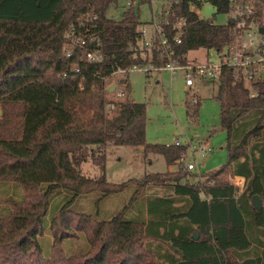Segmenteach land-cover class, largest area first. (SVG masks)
Masks as SVG:
<instances>
[{
  "label": "trees",
  "instance_id": "16d2710c",
  "mask_svg": "<svg viewBox=\"0 0 264 264\" xmlns=\"http://www.w3.org/2000/svg\"><path fill=\"white\" fill-rule=\"evenodd\" d=\"M118 1L0 0V183H9L0 185L7 193L0 197V264H264V81L246 86L229 69L220 70L215 99L226 160L203 173L201 183L183 181L188 174L179 161L186 147L146 143L145 105L130 98L125 78L118 79L122 98L112 101L106 92L116 69L164 64L155 41L148 51L139 48L138 28L145 23L130 0L119 19L105 16ZM192 1L170 6L171 21H185L179 43L171 44L181 65L188 51L219 52L231 42L227 24L198 19L188 9ZM210 3L225 13L226 0ZM254 7L261 16L263 6ZM70 27L95 36L101 63L78 60L77 50L64 56L62 35ZM163 30L170 39V27ZM197 105L185 102L186 113ZM108 146L160 155L182 172L107 182ZM87 159L98 176L81 175ZM232 176L243 179L240 192L227 180ZM130 185L133 206L107 220L70 210L77 198H103ZM150 187L167 189L183 205L143 193ZM253 196L261 201L259 211L250 204ZM42 237L48 239L46 257ZM77 237L82 248L67 255L63 244Z\"/></svg>",
  "mask_w": 264,
  "mask_h": 264
},
{
  "label": "rangeland",
  "instance_id": "374dc122",
  "mask_svg": "<svg viewBox=\"0 0 264 264\" xmlns=\"http://www.w3.org/2000/svg\"><path fill=\"white\" fill-rule=\"evenodd\" d=\"M130 1L132 8L138 13L139 21L148 24L153 16H158L164 5L171 0ZM125 8L126 0H119L115 6L108 7L105 16L117 20ZM188 8L198 19H208L216 25L227 23L226 15L217 13L210 0H193L189 3ZM144 27L149 34L148 26ZM262 38H264V34ZM217 60L218 57L213 50L197 49L187 53V62L190 63H215ZM181 75L180 72L170 75L165 71L144 72L136 68L119 77L126 79L130 98L136 103L145 105L146 143L172 145L174 139H178L179 144L186 147L181 164L184 166L190 162L197 163L195 171L200 174L189 172L195 176V182L201 183L203 180L201 173L217 169L226 160L225 132L218 128V103L215 99L217 81L195 79L193 88L187 89L183 85ZM109 83V86L114 85V81ZM193 100L195 101L193 102ZM185 102L190 104L197 102L198 105L196 108H192V112L186 113ZM203 142H207L209 149L204 157H200L196 151L192 153L189 149L190 144L192 150H195ZM177 169L166 172L167 166L162 156L157 154L143 156L139 148L108 146L105 149L104 176L110 183L140 179L148 172H158L153 174L160 175H165V173L180 175L182 171L179 173ZM79 171L81 175L89 178L99 175L98 168L91 164L90 159L80 165ZM185 171L188 170L185 169ZM227 180L229 181V177ZM0 185L8 187L9 183H0ZM134 190L135 187L130 185L119 194L103 198L98 193H91L77 198L71 204L70 210L73 213L91 216L98 221L107 220L124 207L133 206L132 203H129ZM143 193L165 195L169 191L165 188L150 187L143 189ZM5 194H7L6 191L0 189V197ZM142 203V196L135 200L136 206ZM260 239L264 241V237ZM39 242L42 255L46 257L49 250L48 239L42 237ZM80 248H82L81 240H76L75 243L70 241L62 246L67 255L71 254L72 250L77 252Z\"/></svg>",
  "mask_w": 264,
  "mask_h": 264
},
{
  "label": "built area",
  "instance_id": "2783aa9c",
  "mask_svg": "<svg viewBox=\"0 0 264 264\" xmlns=\"http://www.w3.org/2000/svg\"><path fill=\"white\" fill-rule=\"evenodd\" d=\"M177 0H171L164 5L159 15L152 18L150 23H145L138 28L139 38L138 46L140 49L149 50L153 47L154 41L158 44L164 59V64L159 67H155L150 63L143 66H133L127 71L116 69L111 73L110 78L107 79L105 84L106 92L111 93V100L117 101L122 98L124 92L122 91V85H119L118 79H122L119 76L126 74L129 70L138 68L144 72H157L165 71L170 75L175 72H180L182 75L183 85L187 89L193 86L195 79L203 80H217L221 69H229L235 80L241 81L244 85L250 86L258 82L264 81V38L260 34L258 29L264 22V3L259 0H226L225 15L227 17V29L230 37V44L227 45L219 52H215L218 60L215 63L200 64L197 62H187L181 65L174 54L171 44H178L185 21L182 18L171 21L172 13L170 12V6L172 3H176ZM255 3L263 6L261 16L255 14ZM129 5V1H126V6ZM92 19V18H91ZM89 19V20H91ZM145 25L150 29V33L147 34ZM80 26H84L81 23ZM163 26L170 27L173 31V35L170 39L165 35ZM64 40L62 46V52L66 58L71 57L73 52L77 50L78 60L85 61L87 63H101L102 54L98 49V41L95 36L80 34L79 31L75 32L73 27H70L64 31L62 35ZM77 72V69L75 70ZM114 81L112 90L108 91L109 82ZM113 91V92H112ZM250 96L255 95L253 88L249 89ZM195 100H193L194 102ZM112 108V104H106L104 109L109 110ZM173 146H179L178 139H174ZM190 148V147H189ZM196 151L200 157H204L209 152L207 142L199 144L195 150L191 149L193 153ZM182 160V158L180 159ZM184 168L188 171H195L196 167L193 163L184 165ZM197 172V171H195ZM243 179L240 177L232 176L229 178V183L240 192L243 187Z\"/></svg>",
  "mask_w": 264,
  "mask_h": 264
},
{
  "label": "crops",
  "instance_id": "0c3cea01",
  "mask_svg": "<svg viewBox=\"0 0 264 264\" xmlns=\"http://www.w3.org/2000/svg\"><path fill=\"white\" fill-rule=\"evenodd\" d=\"M189 9V8H188ZM188 53V52H187ZM187 53L185 54V59H186V61H187ZM195 82V81H194ZM194 84V83H193ZM191 88H193V86L191 87ZM191 88H189V89H191ZM176 139V138H175ZM189 149L191 150L192 149V145L190 144L189 145ZM140 149V148H139ZM183 159V158H182ZM181 161L182 160H180L179 161V163L181 164ZM178 163V164H179ZM190 163H193L194 165H195V167L197 166V163H195V162H190ZM188 164V163H187ZM182 165V164H181ZM185 165V164H184ZM183 166V165H182ZM184 167V166H183ZM176 168H178L177 167V164L175 165H170V166H167V170H166V172H171V171H174V169H176ZM197 168V167H196ZM189 171H187V174H188V176L186 177V179H185V181L187 182V183H189V184H191V183H196L195 182V180H196V178H195V176L193 175V173H198V171L197 172H195V171H191V172H193V173H191V172H189ZM153 173H158V172H148L147 174H153ZM198 174H200V173H198ZM201 174H203V173H201ZM146 175V174H145ZM168 198H171L172 200L174 199L175 201L173 202V204H172V206L173 207H180L181 205H183V202H182V200L180 199V198H177L176 196H174V195H172L170 192L169 193H167V194H165ZM146 196H148V195H145L144 194V198H146ZM152 196H154V197H163L164 195H158V194H152ZM200 198H204L202 195H200ZM78 238V240H81V238H79V237H77Z\"/></svg>",
  "mask_w": 264,
  "mask_h": 264
},
{
  "label": "water",
  "instance_id": "95a60500",
  "mask_svg": "<svg viewBox=\"0 0 264 264\" xmlns=\"http://www.w3.org/2000/svg\"><path fill=\"white\" fill-rule=\"evenodd\" d=\"M258 31H259L260 34H263V33H264V27H260V28L258 29ZM112 88H113V87L110 86L109 89H108V91L112 90ZM250 204H251V206L253 207V209H254L255 211H259L260 208H261V201H260V199H259L257 196H253V197L251 198V200H250ZM192 238H193V239H196V235L193 234V235H192Z\"/></svg>",
  "mask_w": 264,
  "mask_h": 264
}]
</instances>
